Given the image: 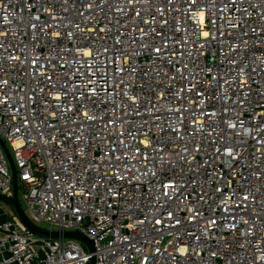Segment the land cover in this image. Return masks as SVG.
I'll return each instance as SVG.
<instances>
[{
    "label": "built area",
    "instance_id": "1",
    "mask_svg": "<svg viewBox=\"0 0 264 264\" xmlns=\"http://www.w3.org/2000/svg\"><path fill=\"white\" fill-rule=\"evenodd\" d=\"M0 137L95 264H264V0H0ZM89 257L0 202V264Z\"/></svg>",
    "mask_w": 264,
    "mask_h": 264
},
{
    "label": "water",
    "instance_id": "2",
    "mask_svg": "<svg viewBox=\"0 0 264 264\" xmlns=\"http://www.w3.org/2000/svg\"><path fill=\"white\" fill-rule=\"evenodd\" d=\"M0 147L7 159L10 173H11V195L0 193V202L7 205L11 210L16 214L19 221L23 224V226L27 229L29 234L39 236L42 238H68L79 241L81 244L85 245L90 253V257L88 260V264H95V256L93 255L94 244L92 239L88 238L85 234L78 230H51L44 228L36 223H34L29 216L27 215L25 209L22 207V204L18 195V178H17V170L15 167L14 160L10 153V150L5 143V141L0 137Z\"/></svg>",
    "mask_w": 264,
    "mask_h": 264
},
{
    "label": "rangeland",
    "instance_id": "3",
    "mask_svg": "<svg viewBox=\"0 0 264 264\" xmlns=\"http://www.w3.org/2000/svg\"><path fill=\"white\" fill-rule=\"evenodd\" d=\"M19 194H20V189H19ZM21 203H22V202H21ZM22 207L24 208V205H23V204H22ZM41 226L44 227V228H47V229L55 228V227H53V226H51V225H48V224H41Z\"/></svg>",
    "mask_w": 264,
    "mask_h": 264
},
{
    "label": "snow or ice",
    "instance_id": "4",
    "mask_svg": "<svg viewBox=\"0 0 264 264\" xmlns=\"http://www.w3.org/2000/svg\"><path fill=\"white\" fill-rule=\"evenodd\" d=\"M204 35L207 37V36H208V33L205 32ZM160 50H161V49H159V48L156 49V51H158V52H159Z\"/></svg>",
    "mask_w": 264,
    "mask_h": 264
},
{
    "label": "trees",
    "instance_id": "5",
    "mask_svg": "<svg viewBox=\"0 0 264 264\" xmlns=\"http://www.w3.org/2000/svg\"><path fill=\"white\" fill-rule=\"evenodd\" d=\"M18 195H19V192H18ZM19 199H20V195H19ZM20 202H21V200H20ZM22 204V203H21Z\"/></svg>",
    "mask_w": 264,
    "mask_h": 264
}]
</instances>
